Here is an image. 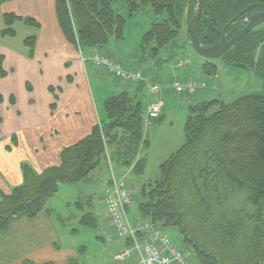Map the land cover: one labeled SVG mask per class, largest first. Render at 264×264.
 I'll return each instance as SVG.
<instances>
[{
    "label": "trees",
    "instance_id": "obj_1",
    "mask_svg": "<svg viewBox=\"0 0 264 264\" xmlns=\"http://www.w3.org/2000/svg\"><path fill=\"white\" fill-rule=\"evenodd\" d=\"M117 2L123 3L127 15L115 8ZM147 5L155 15L164 18L144 32L142 49H151V55L159 57L179 38L184 19L190 22L195 16L196 0H56V14L67 41L77 50L90 51L105 48L113 36L124 39L129 19ZM263 8L264 0H204L198 27L201 44H215L221 39L224 26L243 13L228 31V38H232L247 24L246 14ZM15 18L7 14L5 19L12 25ZM3 32L15 33L11 27ZM26 40L32 44L35 38L30 36ZM224 56L236 65L255 70L264 79L263 25L250 30ZM3 61L0 46V75L6 76ZM204 71L215 74L216 63L208 60ZM147 82L140 81V87ZM11 100L14 102V98ZM2 101L4 96L0 91ZM105 110L107 117L95 124L89 134L62 149L59 164L37 171L25 161L21 165L23 182L8 193L0 189V235L9 231L14 220L42 212L60 184L88 180L108 156L107 148L111 160L125 167L134 165L137 174L144 173L146 158L138 157L142 147L149 144L143 133L144 100L125 90L108 97ZM16 144L13 136L6 150L11 151ZM160 171L159 179L140 190L139 212L145 220L163 229H177L200 264H264L263 93H250L232 102L213 99L190 105L185 142L160 165ZM237 197L253 205L255 212L245 213L237 208L233 202ZM186 202L187 207L196 210L202 226L223 240H230L221 252L200 244L195 237L185 215ZM242 216L252 223V236L245 254L236 257L231 247L240 235ZM81 221L95 225L97 217L86 211ZM24 264L35 263L26 260Z\"/></svg>",
    "mask_w": 264,
    "mask_h": 264
},
{
    "label": "rangeland",
    "instance_id": "obj_2",
    "mask_svg": "<svg viewBox=\"0 0 264 264\" xmlns=\"http://www.w3.org/2000/svg\"><path fill=\"white\" fill-rule=\"evenodd\" d=\"M115 8L124 15H127V9L123 3L117 2ZM163 18L164 16L155 15L150 5H147L136 16L129 19L124 39L118 40L113 36L110 43L105 48L100 49L102 53L122 62L125 66L133 63V66L136 67L132 68H141L144 75L153 77L154 79L152 78V80L161 87V91L158 94L151 90L154 83L152 80L151 84L145 85L139 90L140 83H132L131 86H126L124 84L126 82H121L114 76L105 74L102 68L97 70L98 68L92 65L90 61L87 62L86 79L89 91H86V93L95 103L96 112L100 120L107 117L105 100L108 97L118 94L125 89L129 90L131 94L137 91L138 95L145 101L143 133L149 144L143 146L140 155H138V157L146 158L144 173L137 174L133 170L134 165L131 167L116 165L114 160L108 158V156L110 157V150L107 148L106 153L108 156L103 158L102 161L107 163L108 159H110L113 164H106L99 169L104 164L102 162L96 171H93L94 176L92 180L60 184L58 191L50 197L47 205L54 207L56 213H58H55V215L60 229L63 230V244L77 247L78 253L76 258L78 264H132L135 258L134 255L129 259L117 260L115 254L118 252V248L114 246L115 241L107 240V236L113 233V226L111 228L102 214V201L108 189L113 186L115 180L105 189L113 174L117 181H125L130 188L133 203L131 211L128 214L129 219L137 216L141 220H144L139 213L140 190L143 185H147L160 178V165L185 142V125L190 105L213 99L232 102L254 92L264 94V79L255 70L234 64L228 59V56L210 59L198 53L190 41L189 22L186 19L183 21L179 38L165 48L159 57L151 55V49L144 51L142 49L144 32L155 21L163 20ZM18 23L16 22L14 25L6 24L1 29L0 42L17 47L21 45L20 43L23 38L33 35L28 31H34L33 26L26 24L18 25ZM261 25L264 27V23ZM8 27H11L15 33H4L3 31ZM4 38L5 40H3ZM17 50L24 52L20 49ZM183 58H188L190 62L184 67L177 66V63ZM208 60L216 63L217 71L215 74H208L204 71V64ZM189 79L203 80L207 86L199 88L195 92L185 91L183 93H178L171 88L175 80L184 82ZM160 98L164 101L165 106L162 107L158 119H151L148 116L146 102L151 100L154 102ZM149 118L150 120L160 119V121H152L150 123ZM82 195H91V210L97 217L95 225L84 224L81 221L85 212L89 210L86 208V204L84 208L80 205V197ZM81 202L83 203V201ZM233 202L236 203L235 206L237 208L244 209L245 213H253L256 210L253 205L242 201L241 197H237ZM187 203L184 209L186 211L185 215L190 226H193L195 237L199 240L200 244L216 248L217 252H221L222 248L230 240L227 239L225 241L215 232H210L206 226H202L203 223L201 220L199 221L198 213H196L194 208L190 209L187 207ZM242 219L243 221H240L242 222L240 235L236 237L237 242H234L231 247V252L236 257L245 254L247 243L252 236V223L243 216ZM212 221L213 219H211V223ZM207 223L208 225L211 224L210 222ZM238 225L241 227L240 224ZM165 229L178 244L185 248L186 254L192 262L200 264L193 250L183 243V238L179 231L169 227ZM225 255L223 256L225 260H229Z\"/></svg>",
    "mask_w": 264,
    "mask_h": 264
},
{
    "label": "crops",
    "instance_id": "obj_3",
    "mask_svg": "<svg viewBox=\"0 0 264 264\" xmlns=\"http://www.w3.org/2000/svg\"><path fill=\"white\" fill-rule=\"evenodd\" d=\"M7 14L16 16L12 25L19 22L18 25L33 26L34 31H28L35 40L30 44L27 37L23 38L17 47L0 42L3 67L7 72L6 76L0 75V91L4 96V101L0 102V189L6 193L23 182V162H30L37 171L59 164L62 149L85 137L95 124L103 120L86 93L89 91L86 79L88 60L84 62L79 50L65 38L56 14V0H0V32L7 24ZM90 51L83 50L84 55L89 57ZM120 63L126 68L136 67L133 63L129 66ZM152 78L146 75L147 85ZM124 84L131 86L132 83ZM144 86H139V90ZM138 94L134 91L132 96L141 98ZM152 101L146 102L147 109ZM148 120L150 123L160 121ZM13 136L17 144L8 151L6 146L10 145ZM103 163L99 169L113 164L110 159ZM93 176L92 173L88 180ZM113 180H117L114 174L105 189ZM81 197V207L86 204L87 211H92L91 195ZM131 208L132 205L128 213ZM55 213L54 207L46 205L35 217L14 220L9 231L0 235V264H24L26 260L35 264H78V249L63 244V230ZM102 214L112 228L103 203ZM130 220L135 227L149 222L137 216ZM114 241L118 252L128 245L123 239L115 238ZM134 255L132 264L139 261L138 254Z\"/></svg>",
    "mask_w": 264,
    "mask_h": 264
},
{
    "label": "built area",
    "instance_id": "obj_4",
    "mask_svg": "<svg viewBox=\"0 0 264 264\" xmlns=\"http://www.w3.org/2000/svg\"><path fill=\"white\" fill-rule=\"evenodd\" d=\"M84 62L90 61L96 68L104 69L107 75H112L116 79L126 83H139L146 80L141 68H126L118 61L102 53L100 49L92 51L89 57L80 51ZM188 58L181 59L177 66L184 67L189 63ZM206 82L199 79H189L187 81L175 80L172 89L178 93L185 91L195 92L199 88H205ZM151 90L158 94L161 87L154 83ZM163 102L158 99L148 107V116L151 119H158ZM131 191L125 181L113 182V186L108 189L103 205L113 226V233L107 236V240L115 238L128 242L121 251L115 254L117 260L131 258L135 253L139 256V261L133 264H195L187 256L185 248L178 244L171 234L162 227L155 226L150 222L139 227L133 226L129 219L128 208L132 205Z\"/></svg>",
    "mask_w": 264,
    "mask_h": 264
},
{
    "label": "water",
    "instance_id": "obj_5",
    "mask_svg": "<svg viewBox=\"0 0 264 264\" xmlns=\"http://www.w3.org/2000/svg\"><path fill=\"white\" fill-rule=\"evenodd\" d=\"M203 2L204 0H196V14L189 22V34L190 41L195 48V50L201 55L214 59L224 56L237 41H239L245 34H247L253 28L264 23V8L258 12L248 13L245 15L247 24L237 31L232 38H228L229 29L238 21L241 14L248 12L252 6L246 8L243 13L233 17L223 28L222 37L219 41L211 46H204L201 44L199 39L198 27L203 15ZM245 67L244 65H240Z\"/></svg>",
    "mask_w": 264,
    "mask_h": 264
}]
</instances>
